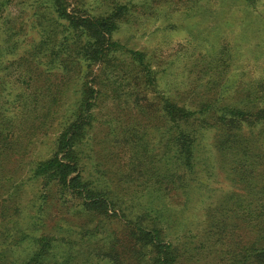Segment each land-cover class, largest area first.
<instances>
[{"label": "trees", "instance_id": "1", "mask_svg": "<svg viewBox=\"0 0 264 264\" xmlns=\"http://www.w3.org/2000/svg\"><path fill=\"white\" fill-rule=\"evenodd\" d=\"M10 2L0 0V13ZM137 6L113 0L107 9L96 12L87 0H32L29 27L34 36L17 57L18 31L12 27L4 34L0 31V63L13 58L15 69L20 68V82L29 90L18 100L16 114L0 118V173L6 161H19L29 179L42 188L53 186L66 201L74 200L78 211L96 222L94 227L116 224L112 242H117L119 228L132 244L130 257L135 255L141 264H264V78L238 86L224 79L220 82L232 61L224 49L201 68V74L210 75L200 96L192 92L177 100L170 98L158 89V71L146 54L114 37L119 21L125 17L130 22ZM103 100L136 110L159 131L165 160H171L174 171L165 164L159 177L140 173L139 186L153 194L150 203L155 198L164 203L176 192L190 200L198 135L209 125L216 131L213 147L228 162L226 170L242 191L208 208L197 243L189 240L187 246L175 241L165 214L150 212L148 207L129 214L131 207L126 203L134 200L137 190L115 192L108 185L110 180L101 183L85 176L82 148ZM27 123L32 124L27 142L16 144L20 136L16 124ZM29 146L34 147V155L25 163ZM136 179L127 178L121 188L128 189V183ZM54 242V235L47 234L32 244L19 241L16 247L33 250L16 262L6 263L0 254V264H45L57 249ZM101 251L97 255L106 258L107 264H127L116 246L107 253L105 248Z\"/></svg>", "mask_w": 264, "mask_h": 264}, {"label": "rangeland", "instance_id": "2", "mask_svg": "<svg viewBox=\"0 0 264 264\" xmlns=\"http://www.w3.org/2000/svg\"><path fill=\"white\" fill-rule=\"evenodd\" d=\"M87 1L93 10L102 12L113 0ZM116 1L122 4L130 1L138 6L130 22L125 17L119 21L114 37L146 54L158 71V89L170 98L177 100L180 96H191L192 92L200 96L210 75L201 74V68L212 62V58H218L224 49L231 54L232 61L220 82L224 79L229 85L238 86L239 82L264 78V0H253V3L247 0ZM31 3L32 0H11L7 10L0 13L2 34L9 27L18 31L19 47L14 57L22 54L34 36V30L29 27L33 18ZM13 64V58L0 63V118L2 114L6 118L13 112L16 114L18 100L29 92L20 82V68L15 69ZM132 78L133 74L129 73L128 80ZM95 117L82 148L85 176L101 183L110 180L108 185L115 192L137 190L134 200L126 203L131 207L128 213L139 214L148 207L150 212L165 214L172 226L171 234L177 236L175 241L187 246L189 240L197 243L206 225L208 208L241 193L234 175L232 179L226 170L228 162L213 147L216 131L209 125L201 128L198 135V164L195 173L190 175L193 178L188 188L190 200L186 202L176 192L164 203H158L157 198L150 203L153 194L139 186L140 173L159 177L165 164L174 171L171 160H165L167 155L159 142V131L136 110L123 109L114 101H99ZM31 126L30 123L16 124L21 136L14 139L16 144L27 142ZM25 127L28 130H22ZM33 155L34 147H27L24 162ZM19 164L11 158L0 173V254L4 262L19 261L33 250L16 247L17 242L32 244L41 234H47L54 235L57 249L49 254L45 264H107V259L97 255V251L102 249L104 253L105 248L107 253L112 246H116L127 264H141L135 255L133 259L130 257L132 244L119 228L115 235L117 242H112V225L116 224L94 227L96 222L82 215L74 200H64L53 186L42 188L38 181L29 179V172L19 168ZM129 177L137 179L123 190L121 187ZM5 181L9 182L2 188ZM17 185L19 190L13 187ZM64 197L71 199L69 195Z\"/></svg>", "mask_w": 264, "mask_h": 264}]
</instances>
